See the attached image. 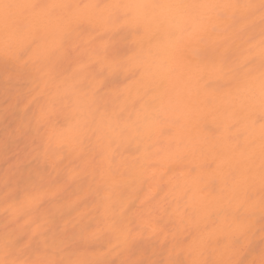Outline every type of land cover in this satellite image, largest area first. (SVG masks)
Wrapping results in <instances>:
<instances>
[{"label":"bare ground","instance_id":"6f19581e","mask_svg":"<svg viewBox=\"0 0 264 264\" xmlns=\"http://www.w3.org/2000/svg\"><path fill=\"white\" fill-rule=\"evenodd\" d=\"M0 264H264V0H0Z\"/></svg>","mask_w":264,"mask_h":264}]
</instances>
